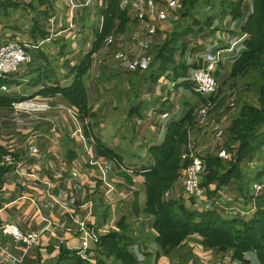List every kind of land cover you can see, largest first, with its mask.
<instances>
[{"label":"crops","instance_id":"1","mask_svg":"<svg viewBox=\"0 0 264 264\" xmlns=\"http://www.w3.org/2000/svg\"><path fill=\"white\" fill-rule=\"evenodd\" d=\"M250 5L241 6V18L247 17ZM182 7L183 0H0V43L18 40L33 54L32 61L0 79V155L10 151L16 163L0 173V223L39 232L24 252L23 243L0 232V264H86L77 248L81 219L95 225L99 238L121 232L124 221L133 237L127 249L136 264H262L256 249L249 247L232 257V248L204 245L205 235L198 231H177V243L167 252L155 240L158 231L155 214L145 205L143 165L155 163L152 147L163 142L166 122L193 117L178 176L163 191L165 198L196 210L216 207L212 201L199 204L183 194V159L190 147L198 150L195 141L201 143L197 130L198 135H192L194 121L203 125L200 134L208 146L203 156H231L225 146L231 117L219 127L205 112L199 114L197 102L206 99L187 77L191 67L184 74L174 71L185 53L186 62L195 63L189 61V50L199 38L184 23L189 15ZM180 26L189 31L176 32L173 64L153 76L159 48ZM212 38L219 58L216 76L220 65L233 61L241 48L232 44L216 49L214 41L221 37ZM26 96L48 99L54 106L41 113L15 110L11 101ZM126 131L133 141L130 146L121 143ZM261 150L248 155L241 166L257 167L264 161V144ZM128 153L131 160H126ZM93 160L103 165L113 185L110 192ZM249 185L250 197L237 180L234 188L220 185L214 196H207L218 197L220 190L237 206L253 203L256 209L255 196L264 193V174ZM216 208L224 214L238 213L236 208ZM102 251L97 242L86 253L98 264L106 256Z\"/></svg>","mask_w":264,"mask_h":264},{"label":"trees","instance_id":"2","mask_svg":"<svg viewBox=\"0 0 264 264\" xmlns=\"http://www.w3.org/2000/svg\"><path fill=\"white\" fill-rule=\"evenodd\" d=\"M239 1L228 0L235 6L234 9H229L235 11L238 17L242 12ZM219 2L222 6L227 0H219ZM195 4L196 0H183L184 14L189 15L191 7ZM229 9L224 7V11ZM182 27L173 32L159 48L156 54L159 65L153 76L162 73L173 64V55L176 51L174 41L178 35L176 32L189 31L187 27ZM242 29L248 33V37L244 41V47L233 60L229 76L248 74L249 80L245 79L243 87L253 86L257 101L243 99L226 126L225 146L229 148L231 156L223 158L217 153L206 156L207 169L201 177V184L205 187L208 196H214L217 187L234 179L238 181L239 189L250 197L249 183L251 184L252 179L259 180L264 174V161L262 167L241 166V162L248 155L256 151L260 153L264 144V0H254L253 9L246 17ZM193 65L197 64L193 63ZM189 66L190 64L183 60L174 71L176 74H184ZM192 120L193 117L189 114L186 118H172L168 123L166 122L163 142L152 147L155 163L143 165L147 196L145 205L155 214L154 226L158 231L155 240L162 250L167 252L168 246L177 243V231H198L205 235L202 238L204 245L220 250L232 248V257H239L244 249L252 247L257 250L258 257L264 264V193L255 196L256 209L249 217H242L236 213L224 214L216 207L196 210L187 207L180 200L163 196V191L178 176L179 164H181L180 153L186 149L188 122ZM188 162L189 157L183 159L184 166ZM122 226L121 232L101 235L98 244L106 256L112 255L117 260H122L124 264H136L133 254L127 249L133 237L128 233L129 229L124 221ZM164 226H169L170 229ZM102 262L101 258L98 259V264Z\"/></svg>","mask_w":264,"mask_h":264},{"label":"built area","instance_id":"3","mask_svg":"<svg viewBox=\"0 0 264 264\" xmlns=\"http://www.w3.org/2000/svg\"><path fill=\"white\" fill-rule=\"evenodd\" d=\"M243 35L247 37L248 33L244 32ZM207 47L208 48L202 53L201 63L192 67L187 76L192 82L194 91L204 95L214 92L218 87V80L215 76V70L219 60L218 51H214V49L209 46ZM243 47L244 43H242L241 49ZM32 59L33 54L24 42L7 40L0 43V78L16 73L23 64L29 63ZM11 105L15 110L32 113H41L54 106L48 99L36 96H26L15 99L11 101ZM76 131L80 132L81 128L76 129ZM92 162L97 165L100 171L102 181L106 186V192H110L113 189V185L107 179L103 165L98 160H93ZM6 165H16L14 156L10 151H5L0 155V173L2 167ZM204 171V156L192 150L190 152L189 162L184 168L182 180L183 194L186 198L199 204L204 201H212L213 205L225 211L236 208L240 216L249 217L254 212L255 207L253 203L247 204L246 206H237L232 200V196L221 193L220 190L218 191L220 194L218 197L209 198L205 187L201 184V177ZM227 200H232L233 203L226 202ZM77 223L79 232L78 252L81 257L87 261L86 264H95V260L86 252L92 244L98 242V229L95 225H88L85 219L78 220ZM0 232L11 236L16 242L23 243V252L27 247L34 244L39 237L38 231L22 230L9 221L0 223Z\"/></svg>","mask_w":264,"mask_h":264},{"label":"rangeland","instance_id":"4","mask_svg":"<svg viewBox=\"0 0 264 264\" xmlns=\"http://www.w3.org/2000/svg\"><path fill=\"white\" fill-rule=\"evenodd\" d=\"M233 1H236V0H233ZM231 3H233V2H231ZM231 3L228 2V0H227V2H225V4H223L221 6L219 0H196V4L191 7V11H190V14L188 16V19L184 23L187 22L191 27L190 28L191 31L196 32L197 35H199V36H197L199 38L196 41H194V45L193 44L190 45L192 47L189 50L190 51V58H189L190 63H191V59L197 65H199L201 63V61H202V54L201 53L203 52V50L205 48H208L207 46L211 47L212 44L210 43V41L214 40L212 38L213 36L214 37H221V40H222V41L218 40V42L216 40L214 41L215 47L217 46L216 49L226 48L228 46L232 47V44H236L235 45L236 47L241 48L242 45H239V43H244L245 39L248 37V36L246 37L245 35H243L245 31L242 29V26L245 23L246 17L245 18L238 17L234 13L235 11L234 12L231 11L229 8L234 9V7H235L234 5H231ZM250 3H251V5H250ZM253 3H254V0H240L239 1L240 9H241L242 5H244L246 7H249V5H250V9L248 10L250 13L253 9ZM224 7L226 9H229V10L224 11ZM241 15H244V14H242V12H241ZM221 30H223L225 32V36H223V33H222V36L219 35ZM196 33H192V34L194 35ZM204 33H207V34H204ZM208 34H210V37L207 39H204L203 37H206V35L208 36ZM203 35H205V36H203ZM240 35H242V37H239ZM211 48H213V47H211ZM239 52H240V50H239ZM186 55L188 56V53H185L183 55L185 58L184 61H186V58H187ZM236 56H238V55L236 54ZM233 62L234 61H230V62L225 61L220 65V69L216 73V77L218 80V87L216 88V90L214 92H212L210 94H206V95L200 94V95H203V97H204V99H206V101L198 100L199 102H197L198 107H197L196 111H198L199 114L201 112H205L206 113V119H208V118L213 119V121L215 123H219V127H221V125H222L221 123H224L226 120H228L237 111L238 104L243 99H247L251 102L257 101L256 91L254 90L253 86L243 87V83L245 82V79L249 80L248 74L235 76L236 78L229 76V71L232 67ZM197 65H193V63H191L190 67L192 68V67L197 66ZM189 72H190V70H189ZM121 79H124L123 74L121 76ZM190 82H191V80H190ZM191 85H192V82H191ZM180 102L182 103V101H180V99H179V101L177 103L179 105H181ZM179 107H181V106H179ZM115 112H116V115L118 116V111H115ZM119 115L122 117V114H119ZM189 120H191V119H189ZM220 121H221V123H220ZM194 122L197 124L194 126V129L191 128V130L193 129V132H194V133H192V132L191 133H192V135H195V137H196L197 133H195V132L197 130L199 135H200L199 141H201V143L198 141H195V148L198 149L196 151H198L201 154L207 153L206 149L208 146L207 147L205 146L206 138L205 139L203 138V135H204L203 133L200 134L201 133L200 130L203 129V125H199L198 123H200V122H198V121H194ZM188 123H190V122H188ZM205 125H206V123H205ZM217 128H218V126H217ZM120 137H121V143L123 145L130 146L131 144H133V141L129 140L130 134L127 131H126L125 135H123V137L122 136H120ZM218 145H220V144L216 143L215 147L216 146L218 147ZM192 150H194V148L190 147L189 152H191ZM196 151H195V153H196ZM219 155H221V154H219ZM131 156L132 155L129 154L128 159L126 158V160H131L132 159ZM189 156L190 155L185 156V159L188 158ZM204 157L206 159V156H204ZM262 163L263 162L258 163L259 167L263 166ZM244 166L248 167L247 164H245ZM248 168H250V167H248ZM206 169H207V165H206V160H205V170ZM181 176H182L181 178L183 180V173ZM235 181L236 180H230V182H228L224 186L229 188V189L234 188V182ZM229 214H231V213H229ZM236 214L239 215V213H236ZM242 217H245V216H242ZM101 258L103 260V262L101 264H124V262L122 260H120V259L117 260V258L115 259L113 257H108V256H102Z\"/></svg>","mask_w":264,"mask_h":264}]
</instances>
